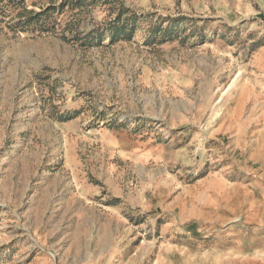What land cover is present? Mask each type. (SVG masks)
I'll return each mask as SVG.
<instances>
[{"label":"rangeland","instance_id":"374dc122","mask_svg":"<svg viewBox=\"0 0 264 264\" xmlns=\"http://www.w3.org/2000/svg\"><path fill=\"white\" fill-rule=\"evenodd\" d=\"M95 1L0 4V264H264V0Z\"/></svg>","mask_w":264,"mask_h":264},{"label":"trees","instance_id":"16d2710c","mask_svg":"<svg viewBox=\"0 0 264 264\" xmlns=\"http://www.w3.org/2000/svg\"><path fill=\"white\" fill-rule=\"evenodd\" d=\"M49 3L46 7H43L39 12L27 10V0H0V4L7 3V6H11L13 10H20L18 21L11 27L12 31H22L28 34H32L34 29L44 32L50 30L47 28L46 22L50 20L53 14L58 16L64 15L67 10L70 12H79L84 9H88L96 5L95 0H48ZM6 14V13H4ZM77 14V13H76ZM124 15V14H123ZM121 22L120 17L113 24L112 36L116 38L122 34H130L129 28L124 25H118ZM53 27L57 26V22H53ZM53 30V29H52Z\"/></svg>","mask_w":264,"mask_h":264}]
</instances>
